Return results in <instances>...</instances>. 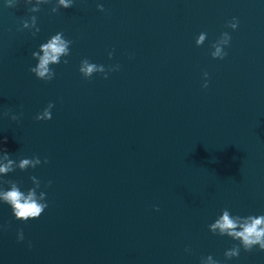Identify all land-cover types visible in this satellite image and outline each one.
Masks as SVG:
<instances>
[{
  "label": "water",
  "instance_id": "water-1",
  "mask_svg": "<svg viewBox=\"0 0 264 264\" xmlns=\"http://www.w3.org/2000/svg\"><path fill=\"white\" fill-rule=\"evenodd\" d=\"M55 3L0 0V163L3 150L42 161L0 179L26 192L35 176L48 203L22 222L0 202V264H264L258 246L226 259L239 241L208 228L223 209L264 215V0ZM31 16L35 36L22 29ZM57 32L70 55L39 80L31 54ZM223 32L227 55L213 59ZM85 58L119 68L86 80Z\"/></svg>",
  "mask_w": 264,
  "mask_h": 264
},
{
  "label": "clouds",
  "instance_id": "clouds-1",
  "mask_svg": "<svg viewBox=\"0 0 264 264\" xmlns=\"http://www.w3.org/2000/svg\"><path fill=\"white\" fill-rule=\"evenodd\" d=\"M51 0H36V6L31 7L30 11L35 13L40 11V4L50 3ZM26 4H31V0H25ZM16 0H6L7 7H14ZM73 6V0H56L55 5L51 8L52 13H57L61 8L68 9ZM97 8L99 11H105L102 4H98ZM22 29H33L32 35L35 36L36 33L40 31L37 27V17L31 16L27 20H23ZM227 27L235 30L238 27V21L233 18L227 25ZM207 38V33L201 32L196 38V46H202ZM231 37L228 32H223L220 38L216 40L212 45L213 51L210 53L213 59H224L227 53L224 48L229 45ZM73 43L72 40L66 39L63 32H57L52 35L46 43H42L39 46L40 51L32 52V57L38 60V63L34 67H30L29 71L35 75L39 80L51 81L54 79L56 73L51 67L52 65L60 64L62 57H68L70 55V46ZM42 52V55H41ZM113 53L109 52V59L112 58ZM64 64L68 63L67 59L63 60ZM119 65L115 67L109 66L107 69L102 64H96L90 62L87 58L82 59L79 65V72L87 80L90 79L94 74H103V78L107 79L108 74L111 71L118 70ZM204 83L202 87H208V73H204ZM54 107L53 103H49L42 112L35 116L37 121L50 120L52 118L51 109ZM8 115V113H5ZM10 119L13 121H18L20 117L16 114H12ZM3 160L6 163H0V177L7 175L15 171L17 168L21 171L27 170L29 168H36L42 161L39 156H33L32 158H21L19 163L10 158V154L7 150H3ZM43 163H48L47 158L44 159ZM33 187L29 188L26 192L21 190L19 184L11 180L0 179V185L7 184L8 188L5 190L0 187V202H3L10 206L11 212L16 220L27 222L28 220L38 219L48 207L46 201V193L40 191L37 195V189L41 187V182L37 177H30ZM51 181L48 182L50 186ZM159 211V209H156ZM222 214L211 223L208 228L213 234H218L220 236H227L233 240L239 241V246H233L229 250H226L224 256L226 259H232L238 257L240 254V248L242 247L244 251L249 252L254 247L259 248V250L264 251V215H248L246 217L234 216L230 213L228 209H223ZM18 241L24 239L22 230L17 234ZM30 246V245H29ZM187 251V249H186ZM201 264H220L218 260L213 259L211 255L202 258Z\"/></svg>",
  "mask_w": 264,
  "mask_h": 264
}]
</instances>
